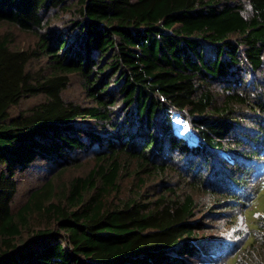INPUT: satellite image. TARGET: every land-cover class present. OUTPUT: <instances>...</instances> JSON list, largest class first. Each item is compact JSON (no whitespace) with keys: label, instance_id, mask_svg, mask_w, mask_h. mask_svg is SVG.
Returning a JSON list of instances; mask_svg holds the SVG:
<instances>
[{"label":"trees","instance_id":"1","mask_svg":"<svg viewBox=\"0 0 264 264\" xmlns=\"http://www.w3.org/2000/svg\"><path fill=\"white\" fill-rule=\"evenodd\" d=\"M246 3L248 14L228 0H0V264H189L207 254L193 241L204 224L192 194L168 187L151 197L145 181L164 178L176 159L186 164V188L211 187L195 156L216 176L212 195L241 208L252 196L254 162L264 159V84L244 74L264 65V0ZM59 9L69 16L64 31H45ZM3 27L37 35L38 51L14 49ZM40 57L33 77L27 67ZM71 73L89 105L63 98ZM244 109L256 114L253 131L239 123ZM175 112L195 144L174 133ZM87 155L95 165L86 175L66 184L51 177L13 204L25 172L48 163L61 176ZM122 156L144 176L126 198ZM260 223L248 227V246Z\"/></svg>","mask_w":264,"mask_h":264},{"label":"rangeland","instance_id":"2","mask_svg":"<svg viewBox=\"0 0 264 264\" xmlns=\"http://www.w3.org/2000/svg\"><path fill=\"white\" fill-rule=\"evenodd\" d=\"M228 1L242 3L244 14L249 13L246 0ZM46 18L48 25L45 28V31L50 29H53V31H64L63 29L66 23L65 20L69 19V16L59 9L51 11ZM1 32L10 35V38L12 39V47L14 49L25 50L28 52L38 51L37 45L39 37L37 35L23 32L11 27H3ZM45 63L46 59L44 57H40L39 59L33 58L27 69L33 77H37L41 66L45 65ZM244 77L249 78V81L251 82L257 80L263 85L264 65L259 72L248 73V75L244 74ZM261 88L262 86L259 87V91L258 89H255L256 91L253 93L256 95V93L261 91ZM216 91L221 93V89L219 87H216ZM62 95L66 101H72L82 106L90 104V101L86 96L83 81L80 76L75 73L69 74V84L62 92ZM42 100L43 97L41 95L23 99L18 106L12 108L11 113L13 115H17ZM171 118L174 133L185 139L188 143L195 144L197 142L196 133L189 126L187 120L185 119V115L175 112L172 114ZM256 118L255 113L250 112L248 109H244L241 114L242 122L239 123L242 124L243 121L246 120L245 123L242 124L246 127L244 131H247L248 129L253 131L255 129L253 123L256 121ZM86 123H88V126L96 129L99 133L103 135L108 134L109 127H102L99 122L87 121ZM244 124H246V126ZM187 156H189V153ZM189 158L192 160L191 163L194 164V169L197 168L195 169L196 171L202 172L203 177L201 179L203 181L201 184L210 182L211 187L205 186L199 189L186 188L183 180V178L186 177L184 172L186 164L180 162L179 160L175 161L176 159H172L173 162L168 163V165H171V170L166 173V176H164V178H159L158 180H150L148 178L145 181L147 189H144L147 190V193H149L151 197L164 194L168 187H173L175 189V193L180 196L187 193L192 194L196 203L195 213L197 214V218L204 224L203 231L198 232L196 237L193 238V241L198 242L207 254H202L205 256H200L195 262L189 261V264H264L263 157L254 162L255 171L250 186L252 196H248L246 205L243 208L240 206L235 207V205H233L232 198L224 199L223 197H217V193L216 195H212L217 189L216 176L210 174V172L206 173L205 170L200 168L201 165L198 157L196 158L195 156H190ZM77 160L80 162L79 165L65 170L61 176L57 175V169L50 170V164L48 163H40L39 169L38 167L35 169L33 168L19 176L17 179L19 181L18 191L13 199V204H22L28 198L31 190L39 187L51 177L57 178L58 184H66L74 177L86 175L95 165V158L92 155H87L85 157L79 156ZM119 164L122 168L118 182L120 190L119 194L121 198H126L130 196L132 192L136 191V185L139 184L138 180L144 176L141 173L139 177L135 175L136 162L133 160L122 156L119 159ZM177 169L179 170L178 174L181 176L184 175V177H180L177 173L172 171H177ZM161 184H164V186H161ZM207 189L210 190L206 191ZM232 205L234 206L233 209H229L228 207ZM256 221L258 223L261 222L260 225H262V227L259 231L252 232V235L255 238L254 243L256 241V244L254 247H251L248 246V236L251 235V231L248 227L253 230V227L256 225ZM212 248H215L217 251L209 253L208 251L212 250ZM202 257L205 258V261H202Z\"/></svg>","mask_w":264,"mask_h":264},{"label":"water","instance_id":"3","mask_svg":"<svg viewBox=\"0 0 264 264\" xmlns=\"http://www.w3.org/2000/svg\"><path fill=\"white\" fill-rule=\"evenodd\" d=\"M60 45V43L58 44V46Z\"/></svg>","mask_w":264,"mask_h":264}]
</instances>
